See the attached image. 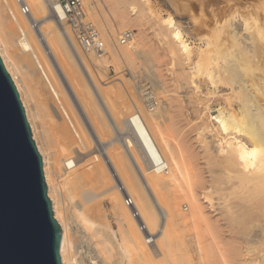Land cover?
<instances>
[{
	"label": "bare ground",
	"instance_id": "6f19581e",
	"mask_svg": "<svg viewBox=\"0 0 264 264\" xmlns=\"http://www.w3.org/2000/svg\"><path fill=\"white\" fill-rule=\"evenodd\" d=\"M25 1L31 10V15L28 17L21 15L18 8L16 9L15 0H0V57L17 90L30 127L31 137L41 156L47 196L50 199L53 216L60 227L61 264H86L82 258L77 260L76 255L73 256V250L71 252L74 239L79 238L85 241L82 240L88 250V252L85 250L86 255L84 254L85 258L87 256L89 259L88 264H106L117 253L121 254L127 264H132L129 257L131 253H136V258V255L144 256L151 253L157 255L158 251L166 264H264V148H257L249 137V129L241 126V117L251 106L249 93L252 88H257L263 94L264 85L251 83L247 78L241 77L236 73L234 63L221 65L217 74L207 80L209 89L215 94L219 92L224 82L231 80L233 93L240 94L243 99L240 101L238 99L242 113L239 115L235 105L229 101L228 115H223L219 111L216 115L208 114L207 116L209 122L214 120L213 124L202 121L203 126L209 128L212 133L220 134L227 129V120H231L236 128L233 135L234 142L229 143V148L225 152L223 150L225 144L222 142L224 138L219 136L221 143L218 149L213 151L216 150L217 154H221L219 162L224 164L219 171L207 168V178L205 180L202 178L200 186L203 194H206L207 198L204 197V199H207L208 207L217 217L212 220L211 216H207L200 199L194 194L183 196L189 202L190 210L187 214H182L175 208L177 202L174 201L171 190L172 186L179 184L180 178L177 172L173 168L162 171L155 167L154 163H166V160L162 159L164 154H160L158 149L152 150V147L148 151L150 154L152 151L154 154L155 151L158 154L157 157L150 158L145 161V164L142 163L133 145L124 136L122 137L121 104L114 102L102 91L96 77H92L95 75L90 72L91 67L90 69L88 67L90 63L85 61L86 58L83 55L85 53L92 56L91 58L99 57V60L94 59L97 62H93V65L104 64L107 57L112 61L126 62L133 60L137 47L135 46V49L131 44L130 47L125 48V45H121L118 41V45H114L111 41L116 36L115 32L111 29L109 35L102 29L103 23L100 22L101 33L107 42L104 46V54L98 56L93 52H85L78 43L79 46L76 45L73 38L75 36L71 35L69 25L63 21L62 13L55 0ZM129 2L142 3L143 7L148 4V0H129ZM204 2L199 1L201 9ZM225 2L226 4L222 3L225 7L223 5L218 7L213 11V15H232L229 33L232 37V45L237 52L236 57L241 58L250 51L254 35L250 34L248 27L244 26L240 19L239 15H243L241 12L239 14L240 10L237 7L239 5L237 2L240 0H225ZM247 2L246 0L242 2L245 10ZM216 17L215 24L219 25L220 18ZM31 21L35 23V27L31 26ZM238 22L242 24L239 28ZM168 23V52L183 66L187 64L189 68L196 70L202 56L211 51L210 41L204 44L205 47H200L197 52L192 51L180 28L171 20ZM46 29L48 32H44ZM105 33L109 36H105ZM111 35L112 40H110ZM127 47L131 50H127ZM228 72L235 79L228 78ZM75 75L82 80L83 89L76 82L78 80ZM83 77L87 82L85 87L86 82H83ZM42 79L45 82H42ZM89 81L93 82L97 93L91 90ZM46 85L56 100L49 98ZM140 93L145 104H142ZM145 93H152V91L144 92V88L139 90L136 84L130 91L135 115L142 122L143 118L146 120L150 111L162 112L166 108L163 100H157L153 93L155 104L151 107L147 106ZM258 104L256 109L263 107L262 104ZM64 119L68 121L67 127L69 126L68 129L70 128L74 133L75 136L70 134L76 138V141L69 136L65 127L66 122L65 125L62 122ZM90 128L94 135L90 133L91 131L89 132ZM108 130L120 134L121 150L109 148L113 138L111 140L103 133ZM93 141L96 145H93ZM99 150L104 151L100 158L103 164L101 160L97 164L88 162L98 155L95 152ZM213 158L212 162H218L215 156ZM95 160L96 158L93 161ZM55 175L58 179L54 178ZM118 181H121L123 185L118 186ZM58 183L60 187H57ZM121 186L124 188L121 189ZM146 187L151 194L144 189ZM92 188H99L103 193H108V199L113 204V214L119 226V240L114 238L105 225L95 223L96 219L93 220V217L100 212H95L96 215H92V219L88 214V206L83 205L82 210H78L74 201L76 194L79 191L83 192L82 198L88 199L92 196ZM204 190L215 192L217 194L215 199ZM125 194H129L133 199L146 230H140L139 220L135 219L130 209L122 203ZM152 198H155V205ZM66 201L72 208V213L69 212L70 208L63 207ZM69 214L70 217L73 214L75 231L72 229L73 222L71 223L68 219ZM164 214H167L166 223L158 230L159 236L155 240L153 238L147 240L149 235H153L152 226L159 227L158 221L164 219ZM199 221L204 224V240L199 238V231L194 228L197 223L200 224ZM227 237L229 241L224 240ZM150 241H155V245L146 246ZM71 242H73L72 245ZM122 258L119 259L122 260ZM157 258L161 257L158 255ZM140 260L139 257L140 264L145 262L144 260L142 263ZM153 264H156L155 261Z\"/></svg>",
	"mask_w": 264,
	"mask_h": 264
},
{
	"label": "rangeland",
	"instance_id": "374dc122",
	"mask_svg": "<svg viewBox=\"0 0 264 264\" xmlns=\"http://www.w3.org/2000/svg\"><path fill=\"white\" fill-rule=\"evenodd\" d=\"M199 1L206 2L203 3L202 9L200 8L201 5ZM243 1L240 0V2H237V5L238 3L241 5L237 6L240 10H238L239 14L240 12L243 14L239 16L243 25L248 27L250 34L252 33L254 35V39L251 42L252 46L250 51H248L246 55H242L241 58H237V52L232 45V37L229 33V22L232 15H213V11L221 7L223 5L222 3L226 4L225 0H148L147 6L144 5V7L141 5L142 3H131L129 0H82L83 7L86 11V18L99 31L104 46L107 45V42L105 38H103L104 35H102V31L100 30L101 23H103L101 26L102 29L108 34H111V31L115 32L116 36L114 35V39L112 35L110 36V40L113 39L111 42H113L114 45H118L117 41L119 42V35L123 30L129 29L134 33L132 44L134 48L135 46L137 47V49L135 48L137 53L133 55L132 61H112L107 57L104 64L95 63L93 65V62H97L95 60H99V57L96 56V58H91L92 56L86 55L81 51L80 47L78 48L80 52L85 55V61L90 63L88 64L89 69L91 67L90 72H93L95 75H92V77H96L98 81L94 79L98 82L102 91L114 100V102L121 104L122 117L120 120V127L123 133L122 137L124 136V138L133 145L138 157L143 161L142 163L145 164V161H148L150 158L157 157L158 154L155 153V151L154 154L153 151L152 154L149 153L148 150L152 147V150L158 149L160 154H164L162 159H165L166 163L162 164L166 167V170L167 168H173V170L177 172L180 181L177 186H172L171 190L173 191L172 197H174V201L177 202L175 208L182 214H187L190 210V204L183 196L186 194H194L200 199L199 201H201L202 206H204L205 214L211 216L212 220L217 217L208 207L207 199H204L206 194H203V190H201L200 186L203 181L202 178H204V180L207 178V168L219 171L224 164L219 162V160H221V154H217L216 150L213 151L214 149H218V145L221 143L219 136L224 138L222 142L225 144V147L223 146L225 152L226 149L229 148V143L231 144L234 142L233 135L236 128L231 120H227V129L223 130L220 134H218V132L212 133L209 128L203 126L202 121L205 120L209 122V118L207 119L208 114L216 115L219 111L222 112L223 115H228L229 101L235 105L239 115L242 113V110L239 109L240 104L238 102V99L240 101L242 97L238 93H233L231 80L224 82L217 94L209 89L207 80L217 74L221 65L226 66L234 63L236 66V73L241 75V77L247 78L251 83H262L264 85V0H248V2L246 0L248 3L246 10L243 7ZM15 6L17 9L18 7L16 4ZM223 6L225 7V5ZM210 7L213 10H211ZM205 13L209 14L207 15ZM33 15H35L34 12ZM216 16L220 18L221 23L219 25L215 24V20L217 19ZM169 20L180 28L183 37L192 47V51L197 52L200 47H205L204 44L206 45V42L210 41L211 51L202 56L196 70L189 68L187 64L183 66L177 59L171 56L170 52H168ZM98 23H100V25H98ZM237 24H239V22ZM240 24L238 28L241 27ZM68 29L71 35L74 36L69 26ZM44 32H48V29L44 30ZM107 33H105V36L108 35ZM73 38L76 45H78L75 37ZM129 49L131 50V48L127 47V50ZM92 59L95 60L93 61ZM75 76L78 80L76 82H78L80 88L83 89L82 80L77 78V75ZM227 76L230 79H235L229 72ZM84 77L82 78L84 80L83 82H86ZM42 82H45V80L42 79ZM85 84L87 86V82L84 83V87ZM135 84L138 86L139 90L144 88V90L152 91L155 97H157V100H163L166 106L162 112L150 111L148 113L149 115L147 114L146 120L143 118L144 124L142 120L135 115L136 112L130 95V91L133 90ZM89 86L91 90H95L93 82L89 81ZM45 88H47L46 91L50 96L49 98L52 100L55 99L47 85ZM252 91L248 95L251 106L248 111L244 112L242 115L241 126L249 129V137L252 143L257 146V148L262 149L264 148V93L262 94L257 88H252ZM95 92L97 93L96 90ZM141 95L140 93L139 97L142 100L143 97ZM140 99L139 101H141ZM258 103L262 104L263 107L256 109V106L259 105ZM142 104H145L143 100ZM197 111L199 113H197ZM62 122L63 124L66 122V125H64L68 130L69 136L76 141V138L73 137L75 136L74 133L70 128L68 129L69 126L67 127L69 124L68 121L64 119ZM213 123L214 120H210L209 124ZM145 128H147V130H145ZM50 130L52 131V129ZM89 132L93 134L91 128ZM103 133H105L104 136L111 138V140L113 138L109 148H114L116 151L121 150L122 139L120 134L112 130H110V132L109 130L103 131ZM147 138H149V140H147ZM95 139L96 138H94V141ZM94 141L93 145H96V141ZM89 146H91V143H89ZM99 152H95L98 154L95 157L97 161L95 160L94 162L93 160L95 158H93V160L91 159L88 162L97 164L98 161L101 160L100 162L103 164L100 158L103 156L102 153H104V151L99 150ZM213 156L217 158L218 162H212ZM103 166L105 168V165ZM54 178H57L56 175ZM139 178L142 182L140 176ZM120 182H117L118 186L120 184L123 185V183ZM111 184H113L112 179ZM59 185L58 183L57 187H60ZM144 189L151 194L149 188L146 187ZM92 190V196L88 199L82 198L83 192L80 193L79 191L78 194H76L74 201L76 202L75 204H77L78 210H82L83 205L88 206V214L91 218L95 216L97 212H100L97 213V218L93 217L94 219H92H96L95 223H97V225H105L114 238L119 240V226L113 214V204L108 199V193H103L102 189L99 188H92ZM204 191L208 194L210 190ZM209 193L212 195V198L215 199L214 197H216L217 194L212 190ZM134 200H136L135 197ZM152 202L155 205V198H152ZM96 204L98 205L96 206ZM68 205L66 201L63 207L69 209L70 206ZM71 209L72 208L69 209V212L72 211ZM158 213L161 215L160 210H158ZM98 214H100V216H98ZM166 216L167 214H164V219L162 218L158 221L160 224L159 227L154 228L152 226L153 235H149L146 238L147 240H152V238L154 240L157 239V236H159V234H157L158 230L165 226ZM71 217L69 214L68 219L71 223L73 222L72 229L74 230L76 226L74 225V220H72L73 214ZM199 223L200 224L197 223L194 228L199 231V238L204 240V224L201 221H199ZM82 240L81 238L74 239V247L72 245L73 242H71V252L73 250L72 254L73 256L76 255L77 258H75L77 260L82 258L84 262L88 264L90 263L89 259H87V256L85 258V250H87V247L86 244L83 243L85 241L83 240L82 242ZM224 240L229 241L230 239L227 237ZM150 242H147V244L145 243L146 246L155 245V241ZM74 252L76 254H74ZM135 254L136 253H131L129 256L131 263L133 262L132 264H137L139 262V257L142 263L145 260L147 264H153V261H155L156 264H166L162 256H160L161 254L159 251L157 255L152 253L150 254L151 256L149 254L144 256L136 255V258ZM152 255L154 256L152 257ZM158 255L161 257L160 259H156ZM119 258H122L121 254L117 253L112 259H109L106 264H127L125 259L122 258L121 260ZM133 258L134 260L136 259V262H134ZM147 259L151 263L148 262ZM145 262L143 264H145ZM140 263L141 262H139V264Z\"/></svg>",
	"mask_w": 264,
	"mask_h": 264
},
{
	"label": "water",
	"instance_id": "95a60500",
	"mask_svg": "<svg viewBox=\"0 0 264 264\" xmlns=\"http://www.w3.org/2000/svg\"><path fill=\"white\" fill-rule=\"evenodd\" d=\"M31 136L0 57V264H61L60 227Z\"/></svg>",
	"mask_w": 264,
	"mask_h": 264
},
{
	"label": "built area",
	"instance_id": "2783aa9c",
	"mask_svg": "<svg viewBox=\"0 0 264 264\" xmlns=\"http://www.w3.org/2000/svg\"><path fill=\"white\" fill-rule=\"evenodd\" d=\"M57 2V6L59 7L63 21L69 25L71 28L77 43L85 52H93L98 56L104 54L105 48L103 41L100 37L99 31L95 28V26L86 20V15L84 11V7L82 4V0H55ZM18 5V10L21 15L28 17L31 15V10L29 5L25 0H15ZM31 26L35 27V23H32ZM133 31L126 29L119 35V42L122 45L130 47L133 41ZM148 90H144L147 92ZM145 102L147 106H153L155 103V98L152 93L144 94ZM155 167L160 168L161 170H165L166 167L162 164V162L154 163ZM124 188L123 186L120 187ZM123 203L130 209L132 216L135 219L139 220L140 230H146L143 221L141 220L140 214L135 207V203L129 194H125L123 197Z\"/></svg>",
	"mask_w": 264,
	"mask_h": 264
}]
</instances>
